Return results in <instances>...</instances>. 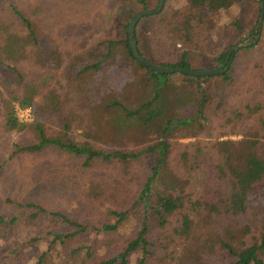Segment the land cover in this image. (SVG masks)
<instances>
[{"label": "trees", "instance_id": "obj_1", "mask_svg": "<svg viewBox=\"0 0 264 264\" xmlns=\"http://www.w3.org/2000/svg\"><path fill=\"white\" fill-rule=\"evenodd\" d=\"M80 1L149 10L146 0ZM15 2L0 0V126L4 133L30 130L34 140L14 146V155L53 147L80 157L87 170L108 173L102 182L86 178L87 211L76 218L24 206L32 210L29 225L67 230L32 238L44 243L33 264H264V141L251 122L264 114L261 42L245 49L261 51L238 86L247 102L220 109L212 80L233 79L237 54L217 76L158 74L131 53L127 25L119 39L107 33L94 43L69 22L40 35ZM248 3L257 5V14L245 28L239 14ZM259 17L260 0H165L160 13L146 17L153 23L151 58L143 53L138 24L135 38L151 63L201 70L202 61L210 70L245 40L226 48L233 31L248 30L249 43L255 40ZM108 18L101 13L99 24ZM61 25L72 31L63 36ZM59 76L66 82L62 92L54 88ZM17 110H29L31 121L21 122ZM117 174L126 189L113 190L109 175ZM14 222L0 215V227ZM91 236L96 240L80 244Z\"/></svg>", "mask_w": 264, "mask_h": 264}, {"label": "rangeland", "instance_id": "obj_2", "mask_svg": "<svg viewBox=\"0 0 264 264\" xmlns=\"http://www.w3.org/2000/svg\"><path fill=\"white\" fill-rule=\"evenodd\" d=\"M146 1L149 6L147 11H155L156 9H153L157 4V0ZM15 5L23 14L31 18L33 23L36 24L40 35H48L53 23L57 25L59 22L61 24L69 22L74 24L77 29L76 33L84 36L83 40L89 43H94L106 37L105 34L107 33L108 36L119 39L124 35V27L128 24L130 13L139 14L142 11V7L131 3L112 5L108 1L97 3L80 0H62L60 2H55V0H16ZM88 8L92 12L88 11ZM101 13H106L109 16L108 19L103 21V24H99L102 22L100 21ZM256 14L257 5L249 3L243 5L239 14L240 26L247 28L250 22L255 21ZM7 19L17 22L13 16H9ZM152 24L150 19H141L138 22L137 30L139 39L146 43L142 46V49L148 58H151L150 50L155 49L151 40ZM61 28L65 27L61 25ZM70 31L72 30H68V28L62 29L63 36ZM247 34L248 30L244 34L243 32L233 31L231 39L226 44V48H228L237 39L241 38L240 40H243L245 38L238 45L248 46L235 53L237 55L231 71L233 79L227 82L221 79L212 80V88L218 100L217 106L220 109L224 105L238 108L247 102L238 86L242 82L245 83L243 81L246 79L244 76L261 51L252 53V51H246L245 49L257 45L260 41L259 48L264 54V33L261 26L259 39L255 44L257 36L252 43H249L250 38L246 36ZM157 52L161 54L159 50ZM204 64L201 61L197 67L205 70L208 65ZM178 78V75L173 76V79ZM65 84V80L59 76L54 88L62 92ZM17 117L23 123L31 121L29 110H17ZM262 119H264V114ZM262 119L254 116L251 122L264 141V126L259 124V122H263ZM211 128H214L213 135H216V125L211 123ZM54 129L53 126L49 127L51 131ZM71 134L77 136L79 132H71ZM33 140L34 136L30 130L4 133L0 126V215L7 222L15 219L13 224L0 227V264H33L44 250V243H32L30 242L32 238H44L45 232H67L65 229H56L49 222H43L39 226L29 225L26 218L32 210L24 206L27 204L39 205L48 212H58L76 218L82 212L87 211L88 204L84 203L87 199L89 184L86 178L88 177L94 182H102L108 174L104 170L102 171L103 167L87 170L83 167L80 157L65 154L53 147L39 154L18 152L14 155L13 152L16 151L14 146H28L32 144ZM182 142L187 143L188 141ZM146 163H148V159H144L139 165L141 171L145 170ZM109 176L112 178L113 190L126 189L128 186L123 177L118 174L113 177ZM129 177L131 178V176ZM111 238L118 241L117 239L120 237L113 236ZM91 240L96 239L91 236L80 241V244H88ZM14 250H16L15 253H13Z\"/></svg>", "mask_w": 264, "mask_h": 264}, {"label": "water", "instance_id": "obj_3", "mask_svg": "<svg viewBox=\"0 0 264 264\" xmlns=\"http://www.w3.org/2000/svg\"><path fill=\"white\" fill-rule=\"evenodd\" d=\"M164 4H165V0H159L158 8L155 11H143L139 14L132 16L128 21L127 37H128V42H129V48H130L131 53L134 55L135 59L143 67L148 68L149 70L156 72L158 74H165V75L183 74V75H187L190 77H212V76H217L222 73V70L225 69V66L227 65V63L231 61L232 54L238 52L242 48L248 47V46L243 47L239 45L233 47L228 53L224 65L219 68H214L210 70L168 69V68H164L162 66L149 62L148 60L144 59L139 54L137 42L135 38V29H136L138 22L141 19L160 13L164 7ZM263 20H264V0H260V17H259V22L257 25L258 32H257L256 41L254 42V44L259 39L260 29H261Z\"/></svg>", "mask_w": 264, "mask_h": 264}]
</instances>
